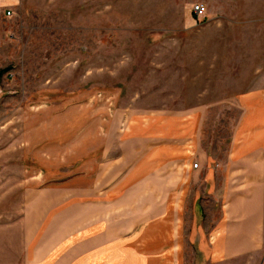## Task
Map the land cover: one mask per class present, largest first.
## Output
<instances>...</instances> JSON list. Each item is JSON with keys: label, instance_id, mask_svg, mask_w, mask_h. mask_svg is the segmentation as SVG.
<instances>
[{"label": "rangeland", "instance_id": "374dc122", "mask_svg": "<svg viewBox=\"0 0 264 264\" xmlns=\"http://www.w3.org/2000/svg\"><path fill=\"white\" fill-rule=\"evenodd\" d=\"M195 4L205 10L198 20ZM263 21L264 0H0V226L19 217L24 189L94 170L132 118L199 112L201 147L223 158L235 100L260 65ZM138 197L130 208L145 203ZM191 198L162 220L175 235L154 234L165 229L154 222L78 261L264 264V240L230 259L209 257V244L198 250Z\"/></svg>", "mask_w": 264, "mask_h": 264}, {"label": "crops", "instance_id": "0c3cea01", "mask_svg": "<svg viewBox=\"0 0 264 264\" xmlns=\"http://www.w3.org/2000/svg\"><path fill=\"white\" fill-rule=\"evenodd\" d=\"M261 25L260 65L253 70L252 87L235 100L240 116L223 158L218 150L212 153L201 147L199 112L132 118L117 150H101L94 170L81 171L58 186L24 189L19 217L12 214L0 226V264H94L78 261L79 257L118 244L125 234L150 233L147 229L154 222L174 218L166 216L167 211L179 210L185 203L181 197L190 192L191 232L195 229L192 234L199 236L198 250L205 253L211 245L208 256L213 259L260 250L264 240V21ZM138 196L145 203L130 208ZM197 219H202L198 225ZM163 226L154 234L178 231L174 221Z\"/></svg>", "mask_w": 264, "mask_h": 264}, {"label": "built area", "instance_id": "2783aa9c", "mask_svg": "<svg viewBox=\"0 0 264 264\" xmlns=\"http://www.w3.org/2000/svg\"><path fill=\"white\" fill-rule=\"evenodd\" d=\"M204 14H205V10L202 4H195L194 6H192L191 15L193 19L196 20L201 19L204 16ZM6 15L9 16L10 12H7ZM191 168L193 169L196 168V164L195 163L192 164Z\"/></svg>", "mask_w": 264, "mask_h": 264}]
</instances>
